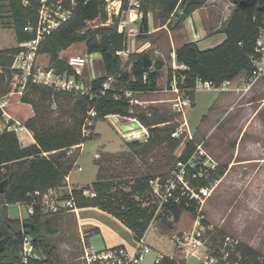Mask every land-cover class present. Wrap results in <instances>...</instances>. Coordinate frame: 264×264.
<instances>
[{
  "label": "trees",
  "instance_id": "trees-1",
  "mask_svg": "<svg viewBox=\"0 0 264 264\" xmlns=\"http://www.w3.org/2000/svg\"><path fill=\"white\" fill-rule=\"evenodd\" d=\"M207 1L143 0V32L139 37L149 34V13L155 8L160 9L162 24H167L172 15L178 14L179 9L181 22ZM229 1L235 6L224 30L226 37L221 43L202 48L196 40H190L175 50L176 61L185 66V69L179 68L177 71L180 75L177 85L185 90V96L190 97L192 105L198 79L221 84L224 81H233L241 74L248 76L251 71L255 42L260 28L264 26V10L259 9L264 5V0H247L253 2L248 7L239 5L242 0ZM105 7L106 0H90L86 4H79L68 21L41 40L39 53L48 54L50 62L57 70L64 71L71 67L67 59L61 56V52L76 42H84L87 53L101 55L104 67V74L92 80L94 88L99 89L109 75L116 74L117 78L112 87L92 99L88 95H74L52 86L34 83L30 79L21 95V101L33 107L34 116L27 119L24 126L32 132L35 142L24 146L16 130L0 128V183L6 181L4 190L0 191V264H26L21 255L25 235H31L35 248L42 249L46 255L45 260L33 258L29 260L30 263L60 264L58 252L47 241V234L51 233V229L45 217L49 214L42 212L36 203L35 212L27 218H12L9 215V205L33 202L36 191L44 193L50 188L66 185L68 175L76 166L81 147L71 153H67V150L96 135L95 124L91 126L89 134L84 132L88 118L95 122L110 114L137 118L148 128V138L145 141L129 140L126 145L134 156H138L149 167L128 180L126 176L108 174L110 160L105 157L96 161L99 167L97 179L90 186L74 188L63 195L64 198H73L76 207L98 206L113 214L134 232L135 237L146 235L154 221H157V227L162 232H169L175 228L184 212L196 216L198 214L199 202L180 192L178 202L169 201L158 211L159 199L153 191L151 181L157 178L166 180L176 162L179 159H189L197 145L193 140H188L181 154L175 155L174 152L182 143L185 133L180 137L172 136L179 127L173 116L132 103V97L127 95L128 91L160 90L159 79L165 61L162 58L153 59L148 50H142L131 51L125 62L116 53L128 47L126 34L118 29V19L111 25L88 27L89 20L100 17L106 21L109 18ZM36 20L37 13L33 5L25 6L23 0H0V22L14 29L17 42L13 47L0 49L3 64H11L13 55L20 49V42L34 37L24 27ZM145 56L152 59L151 67H145ZM128 64H131L129 69ZM174 76L173 69H169V86H172ZM7 79L0 75V81ZM92 109L97 112L94 117L90 116ZM1 118L3 111L0 108ZM159 150L162 156L167 154L169 161L175 163L170 171L158 170V167L148 163ZM226 169V166L218 165L215 170L210 171L208 178L203 176L198 180L200 184L206 185L210 180L220 179ZM191 181L196 184L195 179ZM86 190L90 192L89 195L84 193ZM24 224L28 226L16 229ZM227 236L223 230L215 229L211 238L215 242L223 241ZM235 253L240 254L241 264H264V256L260 251L247 243L238 242L232 255L235 256ZM154 264L183 262L164 256L160 262Z\"/></svg>",
  "mask_w": 264,
  "mask_h": 264
},
{
  "label": "rangeland",
  "instance_id": "rangeland-1",
  "mask_svg": "<svg viewBox=\"0 0 264 264\" xmlns=\"http://www.w3.org/2000/svg\"><path fill=\"white\" fill-rule=\"evenodd\" d=\"M118 2L110 7L109 17H111V21L108 25H111L117 19ZM204 6L207 8L204 9V13L209 11V15L211 14L210 22H213V15L215 25L221 29L228 21L235 4L229 0H212ZM179 11L178 14L170 17L167 24H162L159 16L160 9L155 8L151 13V23L154 22L155 17L156 26L167 25L169 29L159 28L145 37H139L140 34L132 37L130 42L131 51L148 50L153 59L162 58L166 66L161 70L160 90L134 92L131 97L139 101L134 102V104L143 108H152L159 113L172 115L174 122L178 123L179 126L183 124L186 118L189 131H185L182 143L174 152L175 155L178 156L181 153L188 140H193L197 147L201 144L202 148L218 165H227L228 169L231 167V170L227 172L223 179L216 181L212 194L201 204L200 213L204 215L206 223L212 225L215 229L223 230L226 235L239 242L251 245L264 256V188L261 186V167L263 165L261 166L260 160H251L246 163V158L259 159L264 156V80L257 81L250 89L246 90L245 84L247 82L245 80L247 79L244 74H241L231 84L232 89L230 90H196V103L186 109L184 117L182 112L175 109L174 103L178 97L185 96V90L178 86V91H176L173 89V85L169 86L167 82L169 69H173L176 80L180 77L177 72L178 69H185L183 65L175 61L174 47H177L181 41L192 37L186 35L179 41L175 40V44L172 42L170 31L173 32V29L184 27L183 21L179 22ZM103 22L102 19H98L88 24V27H100L104 25ZM148 41V46L142 49V44ZM15 45H17V42L14 29L0 22V48ZM157 50H159V54H157ZM86 53L85 43L76 42L67 51H62L61 56L67 58L70 55H84ZM89 58L91 62L84 69L86 78L89 79L104 74L101 55L93 53ZM41 59L43 62L49 61L46 58ZM124 61L126 62L125 58ZM175 65L177 68H175ZM130 67L131 64H128L127 68ZM182 79H184V76ZM18 84L16 83V86ZM226 96L229 101L233 98L231 103L226 108L221 106L216 114H212L210 118L208 117L203 122L204 117L210 115L211 106ZM19 98H21V95H14L11 101L16 103ZM6 110L14 112L8 106ZM28 112L29 106L27 103H21L16 107L14 113L17 118L10 115L14 121L18 119L23 122V116H27ZM121 119L115 116H107L106 118L97 119L94 123L96 135L83 143L76 163V165L82 166L83 169L78 170V167L75 166L72 170V177L73 179L77 178L80 186H90L97 179L99 167L96 161L103 160L105 157L110 160L107 173L126 176L128 180L134 174H138L149 167L147 163L131 153L126 145V142L130 139L123 135L127 133L125 128L127 119L130 120L128 123L131 124H139V120L124 116H121ZM212 126L214 128L210 131L212 133L210 135L209 130ZM20 133L24 135L23 130ZM242 134L244 135L242 136ZM141 135H147V132L143 131ZM190 135H192V138H190ZM24 142H30V140L27 139ZM96 154L99 155L96 156ZM168 157L167 154L162 156V152L159 150L155 156L149 159L148 163L158 167V170L167 172L175 164L173 161H169ZM9 215L12 218L25 219L29 216L27 206L12 203L9 205ZM195 217L196 215L184 212L175 228L169 232H162L157 227V221H154L146 233V239L152 245L153 250L146 257L143 264H153L161 253L179 254L175 235L183 230L193 228ZM67 222L72 230L70 228L60 230L58 227V234L51 238L52 242L60 246L59 250L54 248L58 252L59 262L60 264H84L81 259L84 244L79 243L74 246L65 244L71 233L70 230L72 233L75 231V221L72 216L67 219ZM43 231L46 232L45 229ZM91 242L92 246L96 248H100L102 245L99 236L92 238ZM36 253L39 259L45 260L46 255L42 249H37ZM182 262L183 264H201L197 258L192 256ZM42 264L48 263L43 262Z\"/></svg>",
  "mask_w": 264,
  "mask_h": 264
},
{
  "label": "built area",
  "instance_id": "built-area-1",
  "mask_svg": "<svg viewBox=\"0 0 264 264\" xmlns=\"http://www.w3.org/2000/svg\"><path fill=\"white\" fill-rule=\"evenodd\" d=\"M90 0H23L25 6H32L36 9L37 20L34 23H28L24 30L33 33L34 37L19 43V51L13 55L11 64H3L0 59V75L8 79L14 78L17 80L13 85V92L20 95L26 89L28 81L31 79L34 83H40L52 86L57 90L72 93L74 95H88L90 98H97L110 89L113 82L116 80V74L109 75L99 89H95L92 80L95 77L86 78L84 75L85 67L91 62L89 56L91 54H74L67 57L68 65L71 69L58 71L56 66L48 62L42 61V54L39 53V45L41 40L48 34L54 32L68 21L73 15L75 7L79 4H86ZM118 2L117 9V24L120 32L126 34L128 38V47L123 50H118L116 53L124 60H127L131 52V39L133 36L143 32V0H106L105 11L109 15L110 7ZM149 13V25H150ZM101 19L97 17L89 20L87 23ZM111 21L109 17L104 25H108ZM159 54V51H156ZM175 58V55H174ZM176 61V58H175ZM185 67V66H184ZM175 68L176 65H175ZM174 76L173 89L178 91L177 80ZM245 89L248 90L254 83L259 80H264V26L260 28L259 34L255 42L254 53L251 56V71L246 76ZM16 83H19L16 86ZM232 81H224L221 84H216L210 80L198 79L196 81L195 90H230ZM16 88V89H15ZM237 89V88H235ZM134 91H128L127 95L131 96ZM132 103L139 102L132 98ZM8 99H0V108L3 111V118L0 119L1 129H14L18 127L12 124L13 117L6 110ZM192 105L189 96L178 97L174 103V107L178 112H182L185 117V112ZM96 110L90 111V116H96ZM111 116V115H107ZM95 121L88 118L84 132L89 134L91 126ZM145 127V126H144ZM143 127V131L147 135H141L142 132L130 131L124 136L133 139L147 140L149 132ZM185 131H189L187 120L179 126L172 136L180 137ZM133 138V139H132ZM192 138V135H190ZM128 139V140H129ZM74 145L67 150V153L75 151L79 146ZM182 152V151H181ZM181 154V153H180ZM179 154V155H180ZM98 156V155H97ZM218 166L211 156L199 144L195 152L187 160H178L175 164L172 173L166 180L157 178L151 181L153 191L159 199V208L169 202H178L180 196L188 195L190 199H196L199 202L198 214L194 220V226L191 229L183 230L175 235L177 250L181 253L171 255L161 253L160 257L155 259L154 263L160 262L164 256H169L178 261H183L188 257L197 258L201 264H241V256L239 253L232 254L236 250L238 240L227 236L223 241H213L212 235L215 228L204 221V215L201 214V204L212 194L214 184L218 180H210L208 184H200L198 178L210 175L211 170H215ZM81 169V167H80ZM191 179L196 180V184H192ZM58 188H50L44 193L36 191L33 195V202L22 203L27 206V213L31 215L35 212L34 205L36 203L41 207V211L48 214H55L66 210H76L73 198H64L58 193ZM89 195L88 190L84 191ZM94 195V194H92ZM152 245L147 241L146 235L136 237L135 245L128 247L126 245H116L105 248H96L92 245L84 244L81 259L84 264H143L146 257L152 252ZM22 261L26 264H35L29 262L30 259L38 258L36 248L33 244V239L30 235H25L22 245ZM153 263V264H154Z\"/></svg>",
  "mask_w": 264,
  "mask_h": 264
},
{
  "label": "crops",
  "instance_id": "crops-1",
  "mask_svg": "<svg viewBox=\"0 0 264 264\" xmlns=\"http://www.w3.org/2000/svg\"><path fill=\"white\" fill-rule=\"evenodd\" d=\"M210 1L212 0H208L207 2H210ZM204 9H207V8L206 6L203 5L201 8L197 9L191 16L187 17L183 21L184 27L173 29V32L169 30L171 32V39H172V42H174V44H175V40L179 41L186 35L192 36L188 40L181 41L177 47H179L180 45L184 44L187 41L196 40L202 48H209V47H213L221 43L225 39L226 34L224 30L227 25V22L224 28L219 29V27L215 25L213 15H212L213 22H210L211 14L209 15V11L207 10H206L207 12L204 13ZM159 28H168V26L167 25H161V27L156 26L155 17H154V22L151 23L150 21L149 33L155 32ZM148 44H149V41L143 43L142 44L143 47L141 48L143 49L147 47ZM177 47H174L175 56H176L175 50ZM0 49H3V48H0ZM137 52H140V51L137 50ZM42 58L44 59L46 58L50 61V57L48 54H42ZM101 75H97V76H101ZM236 79H234L232 83L235 82ZM15 82H16V79L14 78L7 79V81L6 80L0 81V99H8L7 106L10 107L12 111H14V112H9V114L14 116V118L16 117L14 114L16 112V107L21 105V103H26V102H22L21 98H19V100L16 103L11 101L12 96L20 95L18 93H11L13 92V85L15 84ZM232 99L229 101L228 97L226 96L225 98H222L221 101H219L218 103L216 102V104H213V106H211V111L209 112L210 115L204 117L203 122H205L208 117L210 118L212 114H216L221 106H224L226 108L231 103ZM194 103H196V99L194 100ZM27 105L29 106V112L27 116H23L24 121L21 122L18 119H16L17 121L12 120L13 124H15L18 127L17 133H18V136L20 138L22 145L24 146L30 145L35 142L32 132L27 127L24 126V122L27 119L34 116V110H33L32 105L29 103H27ZM110 115L115 116L118 119H121L120 115H116V114H110ZM128 121L130 120L127 119L125 121L127 122L125 123L126 125L125 128L127 130V133L130 131L143 132L144 125H142L141 123L131 124V123H128ZM213 128L214 126H212L209 130L210 135L212 134L210 131H212ZM21 130L24 131V135L20 133ZM243 135L244 134H242V136ZM27 139H29L30 142H24ZM210 147L212 148V146ZM97 155L99 154H96V156ZM251 160H260L261 166L263 165V167H261V172H262L261 186L262 188H264V156H261L259 159H251V158L247 159L246 158V163H249V161ZM76 166L78 167V170L83 169L82 166H79V165H76ZM225 166L227 167V169L224 175L220 179H223L226 176L227 172L231 170V167L230 169H228V166L227 165ZM76 187L81 188L85 186H80L77 182V178L73 179L72 171H71L67 177L66 185L59 187L57 190H58V193L65 195V194L70 193ZM70 216H72V218L75 221V224H74L75 231H73V233L71 231L72 229L70 228L67 222V219ZM45 219L48 220L49 225H50L49 227L51 229V233L47 234V241L51 247L56 248L58 250L60 246L57 243L52 242L51 238L55 236V234H58L57 229L59 228L60 230L61 229L66 230L68 228L71 229L70 230L71 233L69 234L68 241H65V244L68 246H72V245L74 246L79 243L82 245L83 244L92 245L91 240L92 238L96 236H99L102 240V245L100 246V248L116 246V245H126L128 247H133L135 245L136 237H135L134 232L122 220H120L113 214L101 209L98 206H84V207L77 206L76 210H66L64 212H60L57 214H49L45 217ZM36 252H37V249H36Z\"/></svg>",
  "mask_w": 264,
  "mask_h": 264
},
{
  "label": "water",
  "instance_id": "water-1",
  "mask_svg": "<svg viewBox=\"0 0 264 264\" xmlns=\"http://www.w3.org/2000/svg\"><path fill=\"white\" fill-rule=\"evenodd\" d=\"M240 6L242 7H248V6H251L253 5V2H248L247 0H242L240 3H239ZM259 9L261 10H264V5L260 6ZM153 64V61L151 58H149L148 56H145L144 57V65L146 68L148 67H151ZM6 181H2L0 183V191H3L4 190V185H5ZM28 225L27 224H24L22 226H18L16 229L17 230H20V229H23V228H26Z\"/></svg>",
  "mask_w": 264,
  "mask_h": 264
}]
</instances>
